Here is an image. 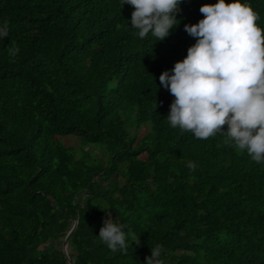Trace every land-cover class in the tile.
Wrapping results in <instances>:
<instances>
[{"label":"trees","instance_id":"obj_1","mask_svg":"<svg viewBox=\"0 0 264 264\" xmlns=\"http://www.w3.org/2000/svg\"><path fill=\"white\" fill-rule=\"evenodd\" d=\"M241 2L264 29V0ZM215 3L181 0L157 40L122 0H0V264H146L151 245L165 264H264V163L166 119L160 75ZM108 212L126 252L98 236Z\"/></svg>","mask_w":264,"mask_h":264},{"label":"clouds","instance_id":"obj_2","mask_svg":"<svg viewBox=\"0 0 264 264\" xmlns=\"http://www.w3.org/2000/svg\"><path fill=\"white\" fill-rule=\"evenodd\" d=\"M125 3L135 9L130 26L142 39L151 33L163 40L179 24L181 0H122L121 7ZM200 12L203 19L184 26L196 43L171 74L166 70L160 75V83L175 97L166 119L171 127L198 139L220 133L226 145L246 150L252 161L264 163V29L256 23L258 14L241 0L204 4ZM7 36L5 23L0 38ZM188 167L194 170V165ZM126 235L108 212L100 240L113 252H126ZM133 241L139 244V239ZM162 251L160 245H151L146 264H165Z\"/></svg>","mask_w":264,"mask_h":264},{"label":"rangeland","instance_id":"obj_3","mask_svg":"<svg viewBox=\"0 0 264 264\" xmlns=\"http://www.w3.org/2000/svg\"><path fill=\"white\" fill-rule=\"evenodd\" d=\"M148 131H149L148 124H143L140 127V129L138 130V132H137V139H139V138L143 137L144 135H146L148 133ZM64 142L67 145H69V144H71V145L74 144L75 145L77 143V140L73 136H69V137H66L64 139ZM85 149H89V150L91 149V152H93L96 155H100V153H99V151H98V149L96 147L87 146V147H85Z\"/></svg>","mask_w":264,"mask_h":264},{"label":"water","instance_id":"obj_4","mask_svg":"<svg viewBox=\"0 0 264 264\" xmlns=\"http://www.w3.org/2000/svg\"><path fill=\"white\" fill-rule=\"evenodd\" d=\"M76 223H77V220L73 223L72 227L70 228V230L68 231V233L66 234V236H65V238H64V240H63V242H62V250H63V252H64V254H65V256H66L67 258H68V254H67V252H68V250H67L68 235H69L70 232L74 229ZM68 260H69V258H68Z\"/></svg>","mask_w":264,"mask_h":264}]
</instances>
